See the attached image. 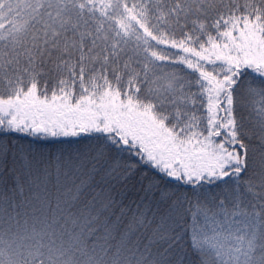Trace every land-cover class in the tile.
<instances>
[{
  "label": "snow or ice",
  "instance_id": "snow-or-ice-1",
  "mask_svg": "<svg viewBox=\"0 0 264 264\" xmlns=\"http://www.w3.org/2000/svg\"><path fill=\"white\" fill-rule=\"evenodd\" d=\"M0 264H264V0H0Z\"/></svg>",
  "mask_w": 264,
  "mask_h": 264
}]
</instances>
